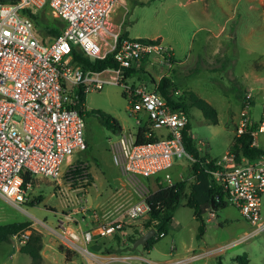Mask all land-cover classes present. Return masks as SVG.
I'll return each mask as SVG.
<instances>
[{
  "label": "built area",
  "instance_id": "2783aa9c",
  "mask_svg": "<svg viewBox=\"0 0 264 264\" xmlns=\"http://www.w3.org/2000/svg\"><path fill=\"white\" fill-rule=\"evenodd\" d=\"M115 4L123 5V2L0 0L2 197L20 206L32 186L31 180L24 184L23 174L31 178L54 179L59 175L66 156L87 148L85 121L80 112L85 106L83 102H78L80 94L99 90L105 84L121 85L129 103V113L135 118L134 130L124 131L121 128L113 139H109L108 148L114 164L136 190L137 200L126 207L121 219L99 221L94 227H78L63 233L69 247L99 264L108 263L103 256L89 250L88 245L94 239L121 235L125 224L147 217L149 207L145 198L150 188L143 179L159 175L179 157L187 156L190 162L194 160L183 143V129L188 116L181 108L172 107L156 89L163 76H171L173 47L160 37H120V30L111 23L110 11ZM42 8H47L53 17L65 23L60 33L47 40H42L33 19L25 11ZM75 49L90 59H104L110 54L115 66L84 68L73 58ZM128 68L153 69L156 75L148 72L154 79L153 88L128 83ZM171 93L177 97L178 90ZM251 110V91H246L234 132L237 136L249 132L254 145L257 133L264 132V106L257 119L251 118ZM254 123L256 127L251 129ZM139 127H146L145 137L154 132L156 138L139 142ZM205 162L210 164L206 171L222 188L223 201L238 209L251 226V233L263 230L264 150L253 158L245 155L237 157L226 150L215 160L207 158ZM81 163L83 168L85 162ZM162 181L172 182L167 171ZM82 195L78 197L80 202H83ZM79 209L85 212L88 208L83 205ZM210 214L213 212L210 211ZM92 215L98 219L96 212ZM69 220L76 221L72 216ZM35 222L46 226L43 220ZM148 228L141 227L145 231ZM154 230L153 236H164L163 232ZM30 232L26 228L12 237L18 244H23ZM125 259L120 258L121 261ZM186 260L178 259L172 264ZM144 263L154 264L147 258H144Z\"/></svg>",
  "mask_w": 264,
  "mask_h": 264
},
{
  "label": "rangeland",
  "instance_id": "374dc122",
  "mask_svg": "<svg viewBox=\"0 0 264 264\" xmlns=\"http://www.w3.org/2000/svg\"><path fill=\"white\" fill-rule=\"evenodd\" d=\"M38 13L36 26L43 28L52 16L47 10ZM110 16L111 23L119 26L121 32L126 29L131 37H160L173 47L177 59L186 58L173 72L177 97H183L184 91L191 90L217 110L218 121L212 123L200 109L188 108L190 134L201 156L217 158L230 148L246 91H251V118L259 117L264 106V0H124V5H117ZM220 26V34L214 38L213 34ZM205 38L208 41L203 45ZM214 40L221 45L212 55ZM148 72L156 75L153 69L145 68L130 75L127 81L152 89ZM123 90L121 85L105 84L99 90L85 93L83 117L87 148L66 156L56 178L36 177L20 206L0 195V224L27 218L46 222V226L34 224L44 238L45 235L50 237L52 244L51 248L45 249L38 264H99L68 246L63 235L70 220L57 221L61 210L69 213L77 207L72 201L79 203L76 196L79 197L82 191L85 193L82 204L88 208L87 215L92 212L101 215L106 204L115 212L117 207L123 208L137 198L136 190L126 181L109 152V139H113L118 131L106 127L95 112L98 110L116 119L124 131L134 130L135 118L129 113ZM175 161L166 169L172 181L179 179L178 172L181 171V177L191 182L189 158L182 156ZM81 162H85L83 168ZM147 180L154 189L153 178ZM37 197L42 199L35 203ZM261 206L264 209V193ZM201 215L205 230L198 238V220L193 209L182 200L174 211L167 234L155 241L152 249L144 251L138 245L125 253L165 261L188 257L192 251L186 252V249L193 247L196 255L180 264H241L244 260L240 256L244 254L247 264H264V229L251 233V226L236 207L231 204L217 209L204 207ZM145 220L146 217H141L131 226H142ZM104 238L98 241L102 242ZM109 242L111 239H107ZM127 244L132 246V243ZM19 245L13 237L10 242H0V264H32L28 254L18 251ZM59 245L69 250L68 257L58 250ZM171 245L174 253L169 254ZM91 246L92 243L88 245L89 250L94 251Z\"/></svg>",
  "mask_w": 264,
  "mask_h": 264
},
{
  "label": "trees",
  "instance_id": "16d2710c",
  "mask_svg": "<svg viewBox=\"0 0 264 264\" xmlns=\"http://www.w3.org/2000/svg\"><path fill=\"white\" fill-rule=\"evenodd\" d=\"M25 11L31 16L34 21L35 28L39 33L42 40H45L46 37H53L60 33L65 23L57 17L52 16V20L49 24H46L43 28H38L36 26L37 18L39 17V11H31L30 9H25ZM128 36L127 31H122L120 33V37ZM73 58L78 63L81 64L84 68H94L101 69L106 66H115V62L112 61L111 55H107L104 59H90L89 57L83 55L79 50L73 51ZM134 68H128L127 74H129ZM152 83H154V79H151ZM156 89L167 99L169 104L175 108H181L186 115L188 116V121L183 129V143L186 151L194 158L193 161L189 163L190 171L193 175V180L191 182H187L185 178H181L171 183H166L162 181L161 176L157 175L155 177V188H150L149 195L145 198V201L148 204V213L144 224L141 226L144 229L148 227H154L156 232H163L164 235L168 231V227L173 220V215L176 207L184 200V204L193 209L194 216L198 220L197 226V237H201L204 233L205 223L204 219L201 215V210L204 207L211 208V201L214 202L216 208L224 207L227 205L225 201H223V191L222 188L214 182L213 176L210 172L206 171V168L210 166L209 163H206V159L215 160L216 157H211L209 155L201 156L199 154L198 149L195 147L193 142V138L190 134V121H189V111L188 108L190 106L196 107L200 109L203 116L212 123H217V110L216 108L210 104L204 98L198 96L195 92L191 90L184 91L183 97L181 96L174 97L171 93L172 90L175 89V84L173 77L163 76L157 83ZM123 94L125 95L124 91ZM84 101V94H80L78 97V102L81 103ZM81 109V108H79ZM84 114V110H80ZM100 121L108 128L113 129L114 131L121 130V126L118 121L104 113L96 110L95 111ZM256 124L254 123L251 126V129H254ZM146 127L138 128V141L145 142L149 140H153L156 138V134L152 132L150 137L144 136V131ZM252 135L249 132H244L240 135H234L232 138V142L230 145L229 151L233 152L237 157L240 155L249 156L253 158L259 155L263 150L257 146L252 145ZM35 178H31L28 174H23L24 184L31 180V184H33V180ZM144 179H148L145 177ZM215 195H218V199H215ZM41 197H37L35 203L41 201ZM132 221L130 223H134ZM130 223L125 224L130 227L131 231L126 235V242L133 243L134 240L143 233V230H140V226H131ZM130 224V225H129ZM30 229L31 232L29 236L26 238L23 244L19 245L18 251L28 254L31 257L32 264H38L42 260V234L37 229L31 227V220L25 219L22 221H14L8 222L4 224H0V242H10L12 240V236L17 234L24 229ZM162 236H152L149 238L143 245V249L148 250L151 248L152 244L157 241ZM94 242H99L98 239H94ZM113 241V242H112ZM114 241L116 243H114ZM119 236L117 234L112 235L110 246L102 247V252L115 251L122 252L127 249H131L130 245H124V243H119ZM102 245V244H101ZM58 250L65 253V256L68 257L69 250L66 247L59 245ZM240 258H243L244 263L247 264L246 255H241Z\"/></svg>",
  "mask_w": 264,
  "mask_h": 264
},
{
  "label": "crops",
  "instance_id": "0c3cea01",
  "mask_svg": "<svg viewBox=\"0 0 264 264\" xmlns=\"http://www.w3.org/2000/svg\"><path fill=\"white\" fill-rule=\"evenodd\" d=\"M122 2H123V5H124V0H122ZM44 10H47V12L50 14V12L48 11V9L47 8H42V9H40V10H38V11H44ZM51 15V14H50ZM52 16V15H51ZM61 20V19H60ZM114 28H116V29H119L120 30V28L118 27V26H116V24L114 25ZM221 26H220V28L213 34L214 35V38H218V36H219V34H220V31H221ZM124 30V29H123ZM124 31H127V33H128V30H124ZM121 32V31H120ZM128 36H129V33H128ZM48 39V38H47ZM206 41H208V39L207 38H205V39H203V45H205V42ZM221 45V43L219 42V41H216V40H214V43H213V46H212V55L213 54H215L216 52H218V48H219V46ZM207 49V48H206ZM174 50V49H173ZM183 60H186V58H183ZM183 60H179V59H177V57H176V55H175V53H174V59H173V62H174V66H173V68H172V71H171V76L173 77L174 76V74H173V72H175V70L177 69V66L183 61ZM142 70H144L143 68L142 69H136V68H134L129 74L130 75H132V74H134L135 72H137V71H142ZM129 75V76H130ZM149 75V74H148ZM128 76V77H129ZM150 77V76H149ZM174 78V77H173ZM150 79H151V77H150ZM152 85H153V83H152ZM159 132H162L161 130H159ZM262 133H264V132H259V133H257V135L255 136V144H254V146H257V147H259V148H261L262 150H264V136L263 135H261ZM176 163V161L171 165V166H173L174 164ZM188 165V164H187ZM170 166V167H171ZM169 167V168H170ZM168 168V169H169ZM166 171V170H165ZM165 171H163V174H164V172ZM89 172V171H88ZM169 173V172H168ZM178 175H179V179H181L182 177V175H183V173L180 171V172H178ZM159 176H161V178L163 177V175L161 174V173H159ZM150 177H152L153 178V182H154V184H155V177H157V175H154V176H150ZM171 178V177H170ZM36 179V178H35ZM172 180V179H171ZM144 182L148 185V186H151V184L149 183V181L147 180V179H144ZM87 189V184H86V186H85V188H84V190H86ZM81 193H83V194H85L84 192H81ZM81 193H80V195H81ZM79 194V193H78ZM79 195V196H80ZM76 198H78V196H76ZM42 199V198H41ZM79 199V198H78ZM77 199V200H78ZM137 200V198L135 199V201ZM71 202V201H70ZM79 203H77L76 201H72V203H75V204H77V207H74L73 208V210L72 211H70L69 213H67V211H63V210H61V216L59 217V219L57 220V221H61V222H67L66 220H69V217L70 216H72L73 218H75V220L76 221H69L68 223H67V225L65 226L66 227V230H65V232H67V231H69V230H72V229H76V228H81V229H88V228H91V227H94V226H96L98 223H99V221L101 222V221H103V222H105V221H110V220H114V219H121V218H123V215H124V212H125V209H126V207L130 204H128V205H126V206H124L123 208H119V207H117L116 209H115V212L113 211V210H111L110 208H107V204H106V206H104V207H106V209H104V212H102L101 213V215H98V219H96L93 215H87L85 212H83V211H81L79 208L81 207V206H83L84 204H82L83 202H80V201H78ZM31 203V202H30ZM71 204V203H70ZM80 204V205H79ZM66 206H69V205H66ZM261 208H262V206H261ZM263 209V208H262ZM67 210H69V209H67ZM74 212H78L79 214H77V215H71V213H74ZM32 216V215H31ZM33 217V216H32ZM35 218V217H34ZM27 219H29V220H31V227H33V228H35V229H37L36 227H35V225L34 224H37L36 222H35V220H38V219H32V218H27ZM45 222V221H44ZM137 221H135L134 223H136ZM172 222H173V220H172ZM171 222V223H172ZM171 223H170V225H171ZM45 224H46V222H45ZM130 224H132V223H130ZM129 224V225H130ZM131 228L130 227H128V226H126V225H124V233H122L121 235H118L119 236V243L121 244V243H124V245H128L127 244V242H126V240H125V238H126V235L131 231L130 230ZM140 230H142L141 229V226H140V228H139ZM38 230V229H37ZM205 230V229H204ZM145 230H143V232H144ZM41 232V231H40ZM64 232V231H63ZM251 232V231H250ZM167 234V233H166ZM165 234V235H166ZM202 237V236H201ZM107 239H111V236H109L108 238L106 237V238H104V241H102V245L101 244H99L98 242H94V241H92L91 243H92V248L93 249H95L93 252L94 253H97V254H100L101 256H103V258H105V260H107V263L108 264H126V263H128V264H145L144 263V258L146 259H149L151 262H153L154 264H172L174 261H176V260H178V259H184V258H186L187 260L188 259H190V257H192V256H194V255H196L195 254V250H194V248L193 247H190V248H188V249H186V252H188V250H190L191 249V251H192V253L190 254V255H188V257H181V258H172V259H169V260H165V261H156V260H152V259H150L149 257H147V256H143V255H135V254H133L132 252L131 253H125V251L123 252H115V251H110V252H108V250H106V252L104 251V252H102L101 250H102V247H106V246H110V242L109 243H107ZM90 243V244H91ZM155 243V242H154ZM153 245V244H152ZM142 246V245H141ZM52 247V244H51V241H50V237H46V235H45V238L43 237V235H42V249H41V254H42V257H43V254H44V251H45V249H49V248H51ZM137 247V246H136ZM152 247L153 246H151V248L150 249H152ZM198 247H200V245H198L197 246V248ZM18 249V248H17ZM131 249H132V246H131ZM134 249V248H133ZM142 249H143V247H142ZM128 250V249H127ZM130 250V249H129ZM144 251H148V250H145V249H143ZM206 251V250H205ZM120 253V254H119ZM122 253L123 254H126V255H122ZM169 254H172V253H174V246L172 247V245L170 246V250H169V252H168ZM200 253L201 254H203V252L202 251H200ZM121 257H125L126 259H125V261H122V262H120V263H118V261H121L120 260V258ZM131 258H133V259H137L136 261H126L127 259H131ZM138 260H140V261H138ZM123 262H126V263H123Z\"/></svg>",
  "mask_w": 264,
  "mask_h": 264
},
{
  "label": "water",
  "instance_id": "95a60500",
  "mask_svg": "<svg viewBox=\"0 0 264 264\" xmlns=\"http://www.w3.org/2000/svg\"><path fill=\"white\" fill-rule=\"evenodd\" d=\"M211 208L215 209L216 206L213 201H211ZM154 228L150 227L146 231H144L142 234H140L132 243V248H135L138 245H143L149 238H151L154 235Z\"/></svg>",
  "mask_w": 264,
  "mask_h": 264
},
{
  "label": "bare ground",
  "instance_id": "6f19581e",
  "mask_svg": "<svg viewBox=\"0 0 264 264\" xmlns=\"http://www.w3.org/2000/svg\"><path fill=\"white\" fill-rule=\"evenodd\" d=\"M117 5H118V4H115V5L113 6V10L110 11V14L115 10V8H116Z\"/></svg>",
  "mask_w": 264,
  "mask_h": 264
}]
</instances>
